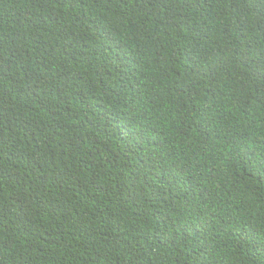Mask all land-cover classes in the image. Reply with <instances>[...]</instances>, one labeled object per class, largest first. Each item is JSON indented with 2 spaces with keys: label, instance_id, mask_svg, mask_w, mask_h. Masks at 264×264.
Masks as SVG:
<instances>
[{
  "label": "trees",
  "instance_id": "16d2710c",
  "mask_svg": "<svg viewBox=\"0 0 264 264\" xmlns=\"http://www.w3.org/2000/svg\"><path fill=\"white\" fill-rule=\"evenodd\" d=\"M261 0H0V264H264Z\"/></svg>",
  "mask_w": 264,
  "mask_h": 264
},
{
  "label": "snow or ice",
  "instance_id": "6c2138e0",
  "mask_svg": "<svg viewBox=\"0 0 264 264\" xmlns=\"http://www.w3.org/2000/svg\"><path fill=\"white\" fill-rule=\"evenodd\" d=\"M261 7L262 9H264V0H261ZM261 17L262 19H264V11L261 12ZM259 92L260 95L264 97V78H262L261 80V87L259 89ZM248 163L252 169L264 172V153H261V155L259 156L252 154L251 156H249ZM259 243L261 247H264V238H261Z\"/></svg>",
  "mask_w": 264,
  "mask_h": 264
}]
</instances>
